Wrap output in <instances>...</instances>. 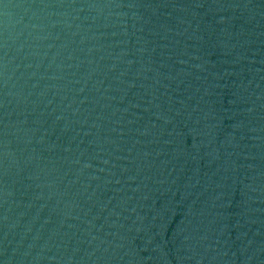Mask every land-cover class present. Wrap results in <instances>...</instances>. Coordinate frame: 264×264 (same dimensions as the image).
<instances>
[{"label":"water","instance_id":"95a60500","mask_svg":"<svg viewBox=\"0 0 264 264\" xmlns=\"http://www.w3.org/2000/svg\"><path fill=\"white\" fill-rule=\"evenodd\" d=\"M0 264H264V0H0Z\"/></svg>","mask_w":264,"mask_h":264}]
</instances>
